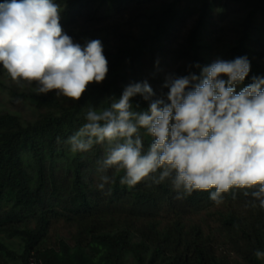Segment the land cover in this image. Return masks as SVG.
Listing matches in <instances>:
<instances>
[{
    "label": "trees",
    "instance_id": "16d2710c",
    "mask_svg": "<svg viewBox=\"0 0 264 264\" xmlns=\"http://www.w3.org/2000/svg\"><path fill=\"white\" fill-rule=\"evenodd\" d=\"M218 1L223 0H196L193 9L183 8V0H57L63 8L60 23L75 42L83 43L82 36L89 32L76 25L78 18L90 13L96 3L120 15V22L106 26L102 38L92 32L102 41L109 72L102 83L90 85L82 99L75 102L54 92L37 95L31 90L21 95L41 110L36 118L27 121L17 113L0 112V264H31L32 260L34 264H225L216 258V237L201 224L188 222L201 213L216 216L223 241L238 238L243 243L251 264H264L253 254L264 250V210L246 208L250 197L242 191H235V199L225 194L220 205L208 192L196 191L178 200L170 181L128 187L119 183L122 173L114 172L108 173L116 177L114 182L100 190L99 179L96 182L91 175L103 155L102 147L72 153L64 143L85 123L90 106L107 107L108 98L118 99L131 83L147 81L154 89L164 88L156 97H166L161 70L170 51L178 54L188 74L199 75L195 65L206 64L202 30ZM230 1L246 9L230 60L248 57L247 84L253 76L264 77V32L259 23V18L264 20V0ZM135 2L142 14L131 10V17H125ZM195 15L186 42L171 49L173 32ZM121 23L137 30V36L122 35ZM111 34L120 39L113 43ZM132 103L140 109L148 106L139 95ZM149 142L145 137V148ZM58 220L74 229L71 241L60 239L48 245L50 228ZM13 239L18 240V249Z\"/></svg>",
    "mask_w": 264,
    "mask_h": 264
},
{
    "label": "clouds",
    "instance_id": "9594fccd",
    "mask_svg": "<svg viewBox=\"0 0 264 264\" xmlns=\"http://www.w3.org/2000/svg\"><path fill=\"white\" fill-rule=\"evenodd\" d=\"M62 10L57 0L0 3V66L21 89L34 85L37 95L54 92L78 102L107 78L108 60L101 40L81 45L64 31ZM195 67L199 75L167 77L166 97H156L144 81L125 86L107 107L90 106L85 123L64 143L72 153L102 147L100 190L114 182L108 174L114 172L128 187L170 181L178 200L208 192L220 205L225 194L235 199L240 190L250 197L246 208L264 210V77L245 84L247 56ZM138 95L146 109L133 105ZM253 254L264 261V250Z\"/></svg>",
    "mask_w": 264,
    "mask_h": 264
},
{
    "label": "rangeland",
    "instance_id": "374dc122",
    "mask_svg": "<svg viewBox=\"0 0 264 264\" xmlns=\"http://www.w3.org/2000/svg\"><path fill=\"white\" fill-rule=\"evenodd\" d=\"M100 4L96 3L90 10V13L84 14L78 18L76 25L81 26L83 29H89V32L82 36L84 37V42L77 41L81 45H84L86 41L95 39V36L102 38L101 33L104 32L103 29L106 26L111 23L120 22L118 20L121 17L120 15L113 13L110 14L106 11L107 7ZM186 6H190L194 9V7H196V0H183L182 7L184 8ZM140 7L141 6L138 2L132 4V8L124 14L125 17L130 16L131 10L136 11L134 15L142 14L143 11ZM245 13L246 9L242 4L230 0L218 1L215 7L211 9L207 23L204 26L201 35L206 55V64L204 66L211 64L218 58L230 60V50L238 39L241 22ZM196 17V15L194 17H189L185 22L181 23L179 29L173 32L171 36V49H179L186 42L189 31ZM259 23L261 24V31L264 32V20L259 18ZM131 28L132 26L128 23H121L118 31L121 32L122 30V35L126 32V34L129 33L128 36L132 35V33L134 36H137L138 31L134 30V28L130 31ZM92 32L96 35L92 36ZM115 36V34H111L110 36L113 43L117 42L115 39H120V37ZM120 43H122V41H119L118 45H120ZM161 71L166 79L169 75H188L185 64L178 58V54L172 51L169 52L168 58L164 61ZM149 85L151 86L150 83ZM34 88V85L23 89L17 87L10 80L5 71L0 69V112L17 113L22 119L27 121L36 118L41 110H38L26 97L21 95V93L29 92L34 90ZM163 89L164 88L158 87L153 91H156L155 93L158 94ZM165 90H168V88H165ZM91 157L93 156L91 155ZM96 172L97 170H95V173L92 172L91 176H93V178L95 177L96 182H98L99 177ZM188 222L201 224L207 233L210 232L216 237L217 244L213 249L218 261L224 262L225 264H251L244 254V245L238 240V238L223 241L224 237L221 234L219 223L217 222L215 215H209L208 213L193 215ZM73 231L74 229L63 220L54 221L49 231L47 244H58L60 239L71 241V234ZM10 241H12V245L18 249V240L13 239ZM129 264H131V262H129Z\"/></svg>",
    "mask_w": 264,
    "mask_h": 264
},
{
    "label": "built area",
    "instance_id": "2783aa9c",
    "mask_svg": "<svg viewBox=\"0 0 264 264\" xmlns=\"http://www.w3.org/2000/svg\"><path fill=\"white\" fill-rule=\"evenodd\" d=\"M31 264H34V260H32Z\"/></svg>",
    "mask_w": 264,
    "mask_h": 264
}]
</instances>
